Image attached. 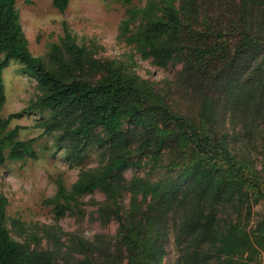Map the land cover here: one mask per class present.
<instances>
[{"label": "trees", "instance_id": "16d2710c", "mask_svg": "<svg viewBox=\"0 0 264 264\" xmlns=\"http://www.w3.org/2000/svg\"><path fill=\"white\" fill-rule=\"evenodd\" d=\"M68 1L52 0V4L62 11ZM203 4L207 2L147 0L144 6L130 7L127 12L137 24L126 41L142 58L157 66L180 65L178 81L199 97L196 117L208 125L207 132L206 126L197 125L154 97L146 81L123 76L121 68L111 61L86 56L84 46L73 41L63 44L65 57L54 47L56 73L48 70L43 60L28 49L14 0H0V107L5 100L2 69L14 59L24 64L25 71L43 89L35 105L54 111L56 119L46 127L47 131L61 124L64 133L60 139L69 134L79 148H84L90 139L103 142L111 153L102 171L85 172L70 189L58 184L56 216L68 210L76 196L95 189L114 196L124 185L120 182L124 170L140 167L143 158L148 170L161 167V150L173 154L168 165L181 166L183 174L175 181L166 178L164 183V178L153 181L140 175L130 179L133 196L140 192L141 200L147 204L138 219L129 217L131 228L123 225L125 264H161L170 221L179 251L177 264L199 261L194 245L188 243L182 249L184 241L200 239L203 253L213 251L214 256L208 252L203 256V264H210L211 256L222 254L225 259L233 255L236 247V260L244 259L238 264H252L249 260L253 253L262 247L253 244L257 240L253 237L263 236L264 232L242 228L229 213L235 212L239 218L243 207L251 208L248 188L264 196V186L255 172L246 171L243 163L234 158L228 141L240 139L254 146L264 125V18L257 15L264 0H238L231 15L223 20L209 18ZM86 66L104 75L95 82L72 76ZM226 107L228 126L223 128L222 136L213 137L214 126L224 124ZM18 115L0 118V129ZM125 118L132 124L127 130L121 127ZM97 127L102 134L94 132ZM16 132L17 126L0 137V164L6 158L35 157L31 149L35 138L16 140ZM178 137L184 140L182 147L176 141ZM6 145H10L7 155ZM6 202L0 195V264H62L51 252L31 249L10 236L5 225ZM222 206L227 208L224 213ZM245 251L248 255L243 258ZM85 264H90L89 259Z\"/></svg>", "mask_w": 264, "mask_h": 264}, {"label": "rangeland", "instance_id": "374dc122", "mask_svg": "<svg viewBox=\"0 0 264 264\" xmlns=\"http://www.w3.org/2000/svg\"><path fill=\"white\" fill-rule=\"evenodd\" d=\"M146 1L69 0L62 11L53 6L52 0H14V5L19 13L30 53L40 57L48 70L56 73L54 47L57 46L58 51L65 57L63 44L73 41L84 46L86 56L101 62L111 61L121 68L123 76L139 77L146 81L154 97L163 100L175 112L194 120L197 125L206 126L207 132L210 130L208 125L199 122V116L196 117L199 97L178 81L180 65H168L165 68L157 66L150 59L142 58L134 46L126 41L130 30L137 24L127 9L144 6ZM237 1L203 0L207 2L203 7L208 9L209 18L223 20L231 15ZM260 8L257 15L264 18V4ZM2 56L0 54V59ZM103 75V71H92L86 66L74 71L72 76L95 82ZM2 81L5 100L0 107V118L4 119L11 113L19 115L0 129V137L17 126L14 139L35 138L31 146L35 157L26 155L22 159L6 158L0 164V195L7 199L5 225L10 236L16 241L28 244L31 249L51 252L53 258L62 264H85L86 259H89L90 264H125L127 250L121 240L123 225L131 228L133 223L129 217L138 219L147 204L141 200L140 192L133 196L129 186L130 179L140 175L153 181L164 178V183L166 178L175 181L177 176L181 177L183 174L180 164L168 165L173 154L161 150V167L148 170V162L143 158L140 167L130 166L124 170L123 179L120 181L124 185L114 196L102 189L78 195L69 202V209L58 217L54 211L58 184L62 183L70 189L85 172L102 171L110 158V150L107 144L92 142V139L84 148L73 144L69 134L60 139L64 133L61 124L47 131L46 127L56 119L54 111L35 105L37 98L43 94V89L25 71L24 64L11 59L2 69ZM228 113L226 107L224 124L217 123L214 126L213 137L222 136L223 128L228 126ZM215 123L216 120L212 125ZM121 125L125 130L132 127L126 118ZM94 132L103 133L100 127L94 129ZM176 141L180 142V147L183 146V138L178 137ZM228 145L232 146L234 158L243 163L246 171L255 172L264 186V125L254 146L240 139L229 140ZM9 148L10 145L5 146V155ZM132 157L136 159L134 155ZM167 172L169 173L165 174ZM228 174L232 175V172ZM248 191L251 208L243 207L239 218L235 212L229 213L242 228L264 232V196L253 193L249 188ZM221 210L224 213L227 208L222 206ZM168 228L161 264H177L179 251L175 247L171 221ZM260 235L253 237L257 239L253 244L262 247L257 253H253L249 260L252 264H264V235ZM131 237L135 241V237ZM194 242L184 241L182 249L188 243L194 245L199 258L197 264H203V256L207 252L214 256L213 251H201L199 243L202 240ZM187 249L191 251L192 247L188 246ZM238 249L236 247L233 255L228 254L225 259L222 254L220 257L211 256L210 264H238L244 261L236 260L235 252ZM247 255L248 251H245L243 258Z\"/></svg>", "mask_w": 264, "mask_h": 264}]
</instances>
